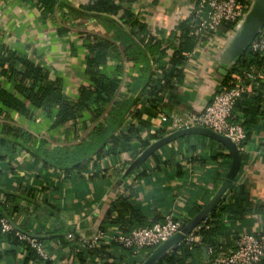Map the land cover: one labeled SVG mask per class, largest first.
<instances>
[{"label":"crops","instance_id":"crops-1","mask_svg":"<svg viewBox=\"0 0 264 264\" xmlns=\"http://www.w3.org/2000/svg\"><path fill=\"white\" fill-rule=\"evenodd\" d=\"M67 1L80 7L90 0ZM195 2L129 0L123 5L135 11L152 32L163 31L162 35L166 36L175 24L192 14L191 7ZM63 28L66 30L61 31ZM112 28L111 21L104 17L75 18L68 14L67 8L54 15H44L35 1L0 0V45L42 64L51 76L61 77L64 93L72 98L78 96L80 86L91 84L86 75V59L90 54L87 34L108 37L116 42L103 72L123 79L122 93H128L132 78L146 74L142 69L144 62L125 57ZM236 29L237 26L231 31L225 30L222 26L189 53L183 79L176 82L172 91L162 93L161 112L185 115L201 112L206 107L239 57L231 61L224 54ZM261 74L260 89L264 91L263 70ZM2 84L20 99H25L9 78L4 76ZM149 98L147 90L141 91L136 108H141L143 121L128 116L124 128L135 122L143 138H149L157 131H165V134L173 131L169 121L161 120ZM29 107L33 111L32 117L11 111L10 122L26 128L37 138L48 139L51 148L77 143L106 117L104 113L98 120H93L91 111L86 110L78 118L76 124L80 129L76 130L72 121L53 127L56 108L48 113L32 104ZM237 113L239 117L243 116L241 112ZM138 148V141L123 142L114 153L91 160L83 169L65 170L37 161L29 150L18 144H0V189L13 196L7 204L10 219L17 229L41 239L49 254L48 259L27 260L25 245L0 240V264H50L47 261L51 264H102L103 260L87 250L84 253L87 260L81 262L69 246L64 245L61 234H65V238L69 233L74 237L91 238L98 230L109 228L125 233L141 222L163 221L168 214L180 222L188 221L192 217L191 209L210 199L231 164V154L225 145L210 137L192 134L158 149V156L152 155L134 174L122 180L125 168L140 153ZM166 158L168 162L164 161ZM143 169L145 174H139ZM235 181L232 186L249 193V204L246 203V212L232 214L234 218L227 223L229 233L224 237L227 250L236 244L234 232L238 235L264 232V114L248 139ZM231 191L229 189L223 199L230 200ZM119 197L127 198L134 206V213L124 209L125 226L120 221L107 223L110 214L113 218L120 215L119 209L111 210ZM100 250L119 255L118 264H132L144 253L143 249L136 254L133 249V253L130 249L123 252L109 239L98 244V252ZM211 262L210 257L208 264Z\"/></svg>","mask_w":264,"mask_h":264},{"label":"trees","instance_id":"trees-1","mask_svg":"<svg viewBox=\"0 0 264 264\" xmlns=\"http://www.w3.org/2000/svg\"><path fill=\"white\" fill-rule=\"evenodd\" d=\"M32 1L37 3L44 15H54L63 8H67L68 14L75 18L88 19L93 17L101 19L104 17L109 19L112 23L114 36L120 41L125 57L132 61L144 62L142 69L146 74L132 78L128 93H122L120 89L123 79L120 76H109L103 72L116 42L108 39V37L87 34V48L90 54L86 59V75L89 77L91 84L80 86L78 96L72 98L64 93L61 77L51 76L42 64L35 63L32 59L5 45H0V144L8 142L18 144L21 148L29 150L37 161L42 160L45 165L71 170L83 169L91 160L102 159L104 156L114 153L120 143L128 144L138 141L139 153L152 140L165 135L166 132L160 130L161 132L157 131L149 138H143L140 134V128L135 122L129 123L125 129V121L128 116L137 119L139 122L143 121L141 108H136L141 91L147 90L152 107L156 108L159 113L163 101L162 93L166 90L172 91L176 82L183 79V69L188 53L193 52L207 37V35H200L196 31L199 16L192 13L175 24L169 30L168 35L163 36V31L152 32L146 22L140 21L135 11L123 5L124 1L129 0H90L80 7L73 6L67 0ZM109 15H114L117 18L113 19ZM233 26L238 25H223L225 30L234 28ZM65 30L64 28L61 29V31ZM118 49L120 50V48ZM165 58L167 59L166 62H164ZM155 64L156 68L154 67ZM252 65L258 66L264 71V57L253 53L247 47L233 64L230 73L225 76L224 84H232V73L238 72L239 75H243L244 70ZM4 76L14 82L17 92L24 96V100L3 87L2 78ZM263 102L264 91L259 87L255 93L244 94L235 105L232 119L241 123L244 127L247 134L246 145L255 125L258 123L259 117L264 114ZM31 104L37 108L45 109L48 113H51L55 108L57 109L53 127L72 121L74 128L79 130L80 128L76 122L86 110L91 111L93 120H98L104 113L106 117L99 125L91 127L88 134L77 143L51 148L48 139L44 137L37 138L26 128L10 122L11 111H16L26 117H32L33 111L29 107ZM93 104L94 107L91 106ZM237 112H241L243 116L239 117ZM158 155L156 152L153 157ZM241 155L243 158L244 152H241ZM164 161L168 162L169 159L166 158ZM139 174H145V169L139 170ZM233 188L235 187L231 186L230 191ZM2 196H5V200L0 199V214L10 218L8 213L10 208L7 204L13 196L10 193L2 192L0 189V198ZM229 198L230 200L227 199V201L222 199L212 213L202 221V226L195 229V233L201 236L199 241L188 243L183 239L172 251L155 264H204L203 245L207 247L211 259L234 250L236 244L230 250L225 247L224 237L229 233L227 223L234 218L232 214L246 212V205L249 204L247 202L249 193L238 190L236 187L230 192ZM244 200L245 205H243ZM203 206L204 204H195L191 209L190 216L196 214ZM16 207L14 206V208ZM114 209H119L120 215L113 218L110 214L107 223L120 221L125 226L124 222L127 223V219L122 218L124 209L134 213L132 202L125 197H119L113 203L111 210ZM132 221H134V218H132ZM139 224L133 225L134 227L126 231L129 232L138 226L152 223L141 222ZM103 228H106V226ZM65 236V234H61L64 245L69 246L72 253L81 262L87 260L84 255L85 250H87L103 260L102 264H118L117 258L119 255L116 256L115 253L104 250L98 252V246L94 248L83 246L79 241V237L65 238ZM240 236L234 232L233 239L237 241ZM0 240L10 242L12 245H19L20 243L25 245L28 252L27 260L40 258L28 243L21 241L16 236L15 231L5 233L0 230ZM154 248H147V251H144L138 259L132 261V264H141ZM126 249L129 248L122 247L123 252ZM130 253H133L132 249H130ZM47 262L51 264L50 261Z\"/></svg>","mask_w":264,"mask_h":264},{"label":"built area","instance_id":"built-area-1","mask_svg":"<svg viewBox=\"0 0 264 264\" xmlns=\"http://www.w3.org/2000/svg\"><path fill=\"white\" fill-rule=\"evenodd\" d=\"M253 2L254 0H196L191 7V12L199 16L196 31L205 36L215 34L225 24L238 25ZM248 47L253 53L264 57V24ZM261 73L262 68L255 65L245 69L243 75L232 73V84H223L201 112L174 115L159 111L160 118L162 121H169L173 130L189 126L210 127L232 138L240 152H245L247 134L241 123L233 121V111L244 94L255 93L259 89ZM0 199L4 201L5 196ZM181 223L168 214L163 221L138 226L129 232L124 233L112 228L100 229L91 238L79 237V241L83 246L94 248L101 241L109 239L116 247L133 249L136 254L146 247L161 244L180 229ZM201 223L195 229L200 228ZM195 229L184 238L188 243L200 240L201 236L195 233ZM0 230L5 233L15 231L16 236L28 243L40 258H49L43 241L17 229L6 215L0 214ZM68 237L74 238V235L69 233ZM211 264H264V232L242 234L236 241L234 250L215 256Z\"/></svg>","mask_w":264,"mask_h":264},{"label":"water","instance_id":"water-1","mask_svg":"<svg viewBox=\"0 0 264 264\" xmlns=\"http://www.w3.org/2000/svg\"><path fill=\"white\" fill-rule=\"evenodd\" d=\"M264 24V0H254L252 6L239 22L237 29L232 36L224 54L233 61L240 56L248 47L249 43L259 33ZM200 134L210 137L227 147L231 154V164L229 170L218 186L215 193L204 204V206L194 214L188 221L181 223L180 229L156 246L154 250L143 260L141 264H155L167 253L172 251L189 233H191L202 221H204L212 211L218 206L230 187L236 183L235 179L242 164V155L237 143L227 135L219 133L206 126H189L178 128L160 138L154 139L144 148L125 168L121 175L122 180H126L134 174L144 162L148 160L158 149L186 135ZM205 264L210 263L207 247L203 245Z\"/></svg>","mask_w":264,"mask_h":264},{"label":"rangeland","instance_id":"rangeland-1","mask_svg":"<svg viewBox=\"0 0 264 264\" xmlns=\"http://www.w3.org/2000/svg\"><path fill=\"white\" fill-rule=\"evenodd\" d=\"M147 248H149V247H146V248H144L145 250L144 251H147ZM156 248V247H155ZM154 250V249H153Z\"/></svg>","mask_w":264,"mask_h":264}]
</instances>
